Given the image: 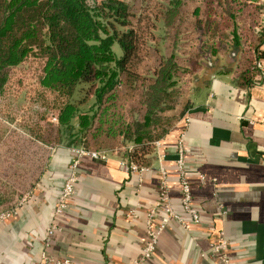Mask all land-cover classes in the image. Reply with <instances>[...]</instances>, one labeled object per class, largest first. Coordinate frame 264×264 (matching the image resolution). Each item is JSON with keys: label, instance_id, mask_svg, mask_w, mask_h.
<instances>
[{"label": "trees", "instance_id": "trees-1", "mask_svg": "<svg viewBox=\"0 0 264 264\" xmlns=\"http://www.w3.org/2000/svg\"><path fill=\"white\" fill-rule=\"evenodd\" d=\"M263 41L264 0H0V98L29 64L38 95L56 99V120L33 137L151 167L210 81L200 72L247 87Z\"/></svg>", "mask_w": 264, "mask_h": 264}, {"label": "crops", "instance_id": "crops-1", "mask_svg": "<svg viewBox=\"0 0 264 264\" xmlns=\"http://www.w3.org/2000/svg\"><path fill=\"white\" fill-rule=\"evenodd\" d=\"M220 63L229 61L221 57ZM199 78L210 81L193 95L194 106L159 148L172 203L188 226L170 220L155 256L145 264H217L210 244L221 230L232 245L231 264H264V41L249 86L239 87L232 73L209 69ZM182 133L199 224L181 206L177 146ZM50 155L28 202L9 201V193L6 204L0 201V213L17 209L0 223V264H40L43 252L72 264H133L142 256L148 214L158 199L157 156L152 170L141 176L126 169L115 153L107 160L83 157L74 199L55 216L74 154L61 146ZM165 214L158 210L155 225ZM53 222L59 230L47 242Z\"/></svg>", "mask_w": 264, "mask_h": 264}, {"label": "rangeland", "instance_id": "rangeland-1", "mask_svg": "<svg viewBox=\"0 0 264 264\" xmlns=\"http://www.w3.org/2000/svg\"><path fill=\"white\" fill-rule=\"evenodd\" d=\"M118 56L121 48L114 45ZM31 65L18 68L12 76L10 90L0 98V120L5 124L0 143V195L2 200L18 202L32 192L33 184L42 174V164L55 147L45 146L31 134L45 122H52L55 114L53 95H38ZM38 95V96H37ZM117 154V152L115 153ZM35 181V182H34Z\"/></svg>", "mask_w": 264, "mask_h": 264}, {"label": "built area", "instance_id": "built-area-1", "mask_svg": "<svg viewBox=\"0 0 264 264\" xmlns=\"http://www.w3.org/2000/svg\"><path fill=\"white\" fill-rule=\"evenodd\" d=\"M97 3H100L102 0H95ZM56 120V116L53 118ZM184 133L181 134L177 149L179 152L178 159V169L180 173V184H181V206L183 211L187 214H190L192 218L193 224H199L202 221L201 215L193 208L192 204V189L189 180L186 178L185 171V146L183 144ZM160 141L156 144V156L158 159V171L160 174V187L158 190V199L154 205V207L149 211L148 219H147V238L145 240V244L143 247L142 256L135 259L133 264H145L148 260L153 259L155 256V252L157 246L160 242L161 235L166 227V224L170 220H176L180 222L185 228L188 226L187 222L183 219L179 212H177L174 208V205L170 196L169 189V174L166 168L163 165L164 154H162L159 150ZM70 151L74 154V158L71 160L69 165V174L65 179L63 186L61 188L60 195L58 197L57 204L54 209L55 216L63 215L71 202L74 199V195L76 192V184L78 182V169L80 165V160L89 156L94 159L107 160L110 157V153L107 151H94L87 150L82 147H74L70 148ZM122 165L133 173H137L141 176L144 172H148L152 170L151 167H140L134 163H128L127 161H122ZM142 178V177H141ZM142 180V179H141ZM204 180V179H202ZM142 184L140 183L139 186ZM31 198V193L23 196V198L19 201L20 204H24L29 201ZM163 209L166 213L162 220L155 225L154 219L157 216L158 210ZM17 210V209H16ZM16 210H7L5 212L0 213V223L7 220L13 211ZM59 226L56 222H53L48 230L46 240L49 242L51 238L58 232ZM48 245V243H46ZM232 250V245L227 238L225 231L221 230L216 237V239L210 244V252L212 256H216L218 258L217 264H231L230 251ZM202 255H206V252H202ZM42 261L40 264H72V261L69 258H54L53 256H49L48 253H42Z\"/></svg>", "mask_w": 264, "mask_h": 264}]
</instances>
